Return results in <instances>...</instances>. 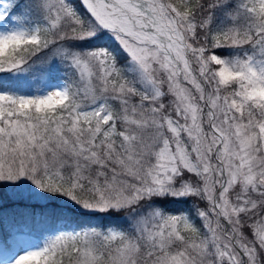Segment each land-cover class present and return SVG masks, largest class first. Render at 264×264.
<instances>
[{
  "label": "snow or ice",
  "instance_id": "obj_1",
  "mask_svg": "<svg viewBox=\"0 0 264 264\" xmlns=\"http://www.w3.org/2000/svg\"><path fill=\"white\" fill-rule=\"evenodd\" d=\"M0 232V264H264V0H0Z\"/></svg>",
  "mask_w": 264,
  "mask_h": 264
},
{
  "label": "rangeland",
  "instance_id": "obj_2",
  "mask_svg": "<svg viewBox=\"0 0 264 264\" xmlns=\"http://www.w3.org/2000/svg\"><path fill=\"white\" fill-rule=\"evenodd\" d=\"M59 226H60V224L57 225V227H59ZM42 227H43V226L38 225V226L36 227V229L32 230V234H33V235H37ZM25 231L27 232V231H29V229L26 228ZM9 239H10V238L8 237V235H7L6 233H4V232H0V244H3V243H7V242H9Z\"/></svg>",
  "mask_w": 264,
  "mask_h": 264
},
{
  "label": "trees",
  "instance_id": "obj_3",
  "mask_svg": "<svg viewBox=\"0 0 264 264\" xmlns=\"http://www.w3.org/2000/svg\"><path fill=\"white\" fill-rule=\"evenodd\" d=\"M58 223H61V222H57V224H58ZM41 226H43V227H44V225H41Z\"/></svg>",
  "mask_w": 264,
  "mask_h": 264
}]
</instances>
